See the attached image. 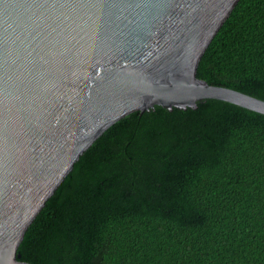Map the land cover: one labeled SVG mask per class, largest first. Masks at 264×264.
<instances>
[{
	"label": "trees",
	"instance_id": "obj_1",
	"mask_svg": "<svg viewBox=\"0 0 264 264\" xmlns=\"http://www.w3.org/2000/svg\"><path fill=\"white\" fill-rule=\"evenodd\" d=\"M198 78L264 100V0H238ZM31 264H264V114L220 99L133 111L27 227Z\"/></svg>",
	"mask_w": 264,
	"mask_h": 264
},
{
	"label": "water",
	"instance_id": "obj_2",
	"mask_svg": "<svg viewBox=\"0 0 264 264\" xmlns=\"http://www.w3.org/2000/svg\"><path fill=\"white\" fill-rule=\"evenodd\" d=\"M238 0H0V264L80 155L155 105L264 100L196 75Z\"/></svg>",
	"mask_w": 264,
	"mask_h": 264
}]
</instances>
